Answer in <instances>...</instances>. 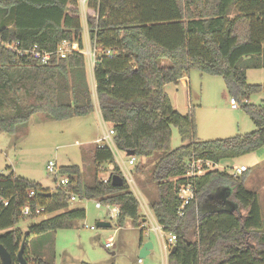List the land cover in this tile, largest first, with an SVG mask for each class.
<instances>
[{"label": "trees", "instance_id": "1", "mask_svg": "<svg viewBox=\"0 0 264 264\" xmlns=\"http://www.w3.org/2000/svg\"><path fill=\"white\" fill-rule=\"evenodd\" d=\"M87 7L96 14L87 23L97 54L94 78L102 120L114 131L116 148L134 153L137 171H143L144 161L153 163L150 172L157 199L150 209L164 233L176 237L168 264H264L262 206L259 194L246 187L247 173L234 177L225 168L198 178L195 199L182 217L178 195L192 157L220 165L264 147V106L247 102L251 95H264V85L248 84L240 67L244 58L264 52V0H88ZM80 16L78 0H0V32L27 48L38 44L54 52L69 42L84 49ZM86 68V57L76 51L44 66L14 62L9 52L0 50V130L15 136L34 115L63 121L94 113ZM193 70L223 78L229 93L245 102L243 108L256 130L200 141L195 108L181 115L165 92ZM173 128L183 142L175 150ZM106 164L113 165L108 182L98 177ZM93 166L91 184L79 166L59 168L70 184L54 191L14 172L0 174V244L11 254L13 264H19L23 243L30 264H48L30 259L29 242L32 237L72 229L86 219L85 209H72V196L118 207V225L140 230L144 243L147 218L122 177L113 151L98 146ZM115 175L123 179L121 187L112 185ZM217 189L226 195L227 204L222 207L212 196ZM27 206L43 207L41 215L54 216L26 231L16 229L21 221L38 217H23Z\"/></svg>", "mask_w": 264, "mask_h": 264}, {"label": "rangeland", "instance_id": "2", "mask_svg": "<svg viewBox=\"0 0 264 264\" xmlns=\"http://www.w3.org/2000/svg\"><path fill=\"white\" fill-rule=\"evenodd\" d=\"M82 9L84 10L83 6ZM89 10L94 12L90 8ZM233 15L234 12H231V16ZM84 39L86 43L84 45L90 47L89 35L87 34V37L84 35ZM258 59V64H261L259 72L249 71L243 63L240 64V67L249 75L248 84L253 86L260 83L264 85V56ZM86 70L92 90V74L88 64ZM188 78L190 83L188 89L185 90L181 84L177 87L169 85L167 92L171 102L183 116L188 114L190 101L196 105L197 137L200 141L228 139L247 135L256 130L253 121L243 108L245 102L237 99L239 109H231L230 100L235 96L229 93L223 78L202 74L197 70L191 71ZM92 93L94 94L93 90ZM247 102L264 106V95H251ZM110 128V125L102 122L96 109L94 113L86 117L63 121L47 120L42 115H34L28 127L15 136L0 130V174L9 175L14 172L19 177L38 183L43 189L54 191L57 186L56 176L46 171L49 162L53 161L58 168L79 166L86 182L91 184L95 177L93 152L98 147L96 140L102 138ZM182 144L178 130L173 128L172 149L175 150ZM115 154H117L116 150ZM119 154L126 168L131 170L132 167L128 163L129 157L122 152ZM143 163H145L143 171L134 169L133 176L136 185L147 199L137 189H135L136 193L133 189L132 191L141 201L144 199V202L146 201L150 206L151 202L157 199V189L152 182L150 172L153 163L147 161ZM241 166L248 169L246 187L252 192H257L264 204V147L252 154L224 161L219 165L220 170L227 168L228 171H231L233 167ZM112 170L113 165L106 164L98 177L108 178ZM213 195L219 205L227 204L225 194L215 191ZM97 203L96 200L88 199H79L72 203V209L86 210V219L78 221L72 229L59 230L42 237H32L29 242L30 259L40 258L48 264H137L138 231L133 228H121L117 217L111 216L113 207L102 205V208L98 209ZM144 208L145 206H141L143 212ZM148 214L144 235L151 240L154 249L146 259H143L142 264H168V254L163 248V240L168 235L161 236L153 230V225L157 224L150 208ZM53 216V214L40 215L34 220L21 221L16 229L26 231L28 226ZM99 223H109L111 227L100 228L97 226ZM110 239L113 240L112 248L107 249L106 244Z\"/></svg>", "mask_w": 264, "mask_h": 264}, {"label": "built area", "instance_id": "3", "mask_svg": "<svg viewBox=\"0 0 264 264\" xmlns=\"http://www.w3.org/2000/svg\"><path fill=\"white\" fill-rule=\"evenodd\" d=\"M80 4V9L82 6L85 8L87 6L88 0H78ZM85 44V43H84ZM91 44V43H90ZM0 50H4L6 52H9L13 58L14 62H35L39 65H48L50 64L54 58L57 59H66L68 55H70L72 52L76 51L81 54H83L86 57V62L90 67V70L94 74V67L97 60V54L96 49L90 45V47H86L84 45V49H80L79 45L77 43H69L64 42L62 43L56 51L49 52L44 49H42L38 44L33 45L32 47H25L20 41H10L4 38L3 33L0 32ZM230 104L234 110L239 109L238 102L235 98H232L230 100ZM114 131L110 128L109 131H106L104 133V136L97 140V145L100 147L108 146L115 156V162L120 168V171L122 173V177L127 181L129 186L131 187V190L137 189L136 182L134 180L133 171L135 169L137 158L134 156H128L129 157V165L132 167V169L126 168L122 156L119 154V151L115 144H114ZM115 150L117 154H115ZM119 151V152H118ZM123 153V152H122ZM124 154V153H123ZM118 155V157H117ZM126 155V154H124ZM118 159V160H116ZM120 165V166H119ZM220 169L219 165L210 161L209 159L205 158H197L192 157L189 159L184 175V179L186 182L182 184L179 187L178 195L181 200V206L179 208V216H184L185 209L192 203V201L195 199V190H196V180L204 175H206L209 171ZM247 167L241 166V167H233L230 171L231 175L236 177L240 176L247 172ZM46 171L50 175L56 176V189H65L69 186L70 180L68 177H63L59 173V168L57 167V164L53 161L49 162V164L46 167ZM105 182H108V178L104 180ZM35 192H31V196H33ZM81 200L79 196H72L71 201L76 202L77 200ZM0 202H2L0 198ZM5 206H8V202H4ZM97 208L101 209L102 204L100 202L97 203ZM111 207V206H107ZM44 212L43 207H37L32 208L30 206L24 207L22 210V216L23 217H31V216H40ZM120 214V209L118 207H113L111 211V216L118 217ZM146 218L148 217V210L145 213ZM153 228L156 233H159L161 236L164 235L163 227L159 226L158 224L155 226L153 225ZM94 228H92L93 230ZM176 241V237L173 235L168 236L167 238H164L163 242V248L166 254H171L174 244ZM113 244V240L110 239L108 243L106 244L107 249H111ZM143 259H138L137 264H142Z\"/></svg>", "mask_w": 264, "mask_h": 264}, {"label": "crops", "instance_id": "4", "mask_svg": "<svg viewBox=\"0 0 264 264\" xmlns=\"http://www.w3.org/2000/svg\"><path fill=\"white\" fill-rule=\"evenodd\" d=\"M90 12H92V13H90ZM81 16H82V18H81V21H82V26H83V38H84V35H86V37H87V34L89 35V29H88V23H87V18L90 16V17H95L96 16V14H95V11L93 12V11H91V10H89V8H87V6L84 8V10L81 8ZM84 43H85V39H84ZM86 44V43H85ZM264 56V52H263V54L262 55H260V56H253V57H247V58H244L242 61H241V64L243 63L247 68H249V71H256V72H259L260 70H261V64H258V62H257V60H259L258 58L259 57H263ZM264 66V65H263ZM91 74H92V90H93V92H94V94L92 93V99H93V102H94V106H95V109H96V111H97V113L99 114V116L101 117V120H102V116H101V109H100V104H99V101H98V96H97V93H96V84H95V78H94V76H93V72L91 71ZM246 76H247V81L249 80V75H248V73L246 74ZM188 77H186V78H184V79H182L181 80V82L179 83V84H181L183 87H184V89L186 90V89H188V87H189V85H190V83L188 82ZM178 84V85H179ZM178 85H174V86H178ZM260 85H261V83H260ZM91 88V87H90ZM91 90V91H92ZM167 90H168V86L165 88V92L167 93V95H168V92H167ZM190 92H191V90H190ZM187 93H188V91H187ZM169 96V95H168ZM170 98V97H169ZM171 100V99H170ZM191 102V101H190ZM188 103V112L190 111V109L191 108H196V105H194V104H192V103ZM172 105H173V107L175 108V110H177V108H176V106L173 104V102H172ZM231 105V104H230ZM231 109L232 110H234L233 108H232V106H231ZM178 111V110H177ZM102 122L103 123H105L103 120H102ZM97 140H99V139H97ZM96 140V141H97ZM125 154V153H124ZM126 156H127V154H126ZM146 163V162H145ZM145 163H143V167H145ZM138 164V161H137V163H136V165ZM247 173V172H246ZM243 175V174H242ZM136 187H137V191H139V193H142L143 194V192L138 188V186L136 185ZM263 188H264V185H263ZM220 192V190H214L213 191V193L214 192ZM135 192V191H134ZM136 193V192H135ZM212 193V194H213ZM224 193H226V192H224ZM227 194V193H226ZM263 194V193H262ZM136 195V194H135ZM143 196L144 197H146L144 194H143ZM214 198H215V196L214 195H212ZM136 197H137V195H136ZM138 198V197H137ZM259 198H260V196H259ZM146 199H147V197H146ZM138 200L140 201V204H141V206L143 207V206H145V208H144V212H143V210H141L142 211V213L145 215V213H146V211L147 210H149V208H150V206H149V204L147 205V203H146V201L144 202V199L141 201L140 200V198H138ZM260 202H261V206H262V212H263V217H264V204H263V199H262V201L260 200ZM217 206L218 207H221L222 205H219L218 203H217ZM146 216V215H145ZM156 222V221H155ZM147 223V222H146ZM156 224H157V222H156ZM146 229H147V224H146ZM146 229L144 230V233H145V231H146ZM153 230H154V228H153ZM138 231V239H137V250L138 251H140V248H141V241H140V236H141V234H140V230H137ZM155 231V230H154ZM165 234V233H164ZM166 235V234H165ZM144 242L146 243V242H151V240L149 239V238H147V237H145V235H144ZM163 242H164V240H163ZM153 251V250H152ZM151 251V252H152ZM137 263H138V261H137Z\"/></svg>", "mask_w": 264, "mask_h": 264}, {"label": "water", "instance_id": "5", "mask_svg": "<svg viewBox=\"0 0 264 264\" xmlns=\"http://www.w3.org/2000/svg\"><path fill=\"white\" fill-rule=\"evenodd\" d=\"M128 156H134V153H127ZM112 185L114 187H121L123 185V179L115 175L112 177ZM100 228H110L111 224L109 223H99L97 225ZM29 232H27V235ZM24 248H25V243L22 244L21 249L18 253V262L19 264H30L27 259L24 257ZM154 249V245L152 242H144L140 248L139 251V258L140 259H146L150 254L151 251ZM175 249L172 250L171 253H174ZM0 259H1V264H13L12 263V256L11 254L7 251V249L0 244Z\"/></svg>", "mask_w": 264, "mask_h": 264}]
</instances>
